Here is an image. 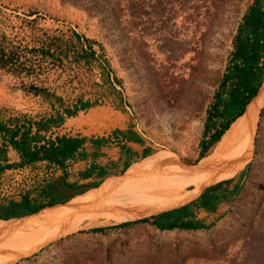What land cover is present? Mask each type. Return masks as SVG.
<instances>
[{"label":"rangeland","instance_id":"374dc122","mask_svg":"<svg viewBox=\"0 0 264 264\" xmlns=\"http://www.w3.org/2000/svg\"><path fill=\"white\" fill-rule=\"evenodd\" d=\"M251 1L0 0V46L15 45L19 60L32 63L29 72L20 73L0 66V119L22 114L38 118L87 100L90 107L79 111L80 118H73L69 127L61 125V133L97 136L99 125H89L87 118L111 107L153 145L152 154L129 164L140 166L132 178L123 177L128 166L102 178L96 188L109 179L105 190L91 188L34 215L5 219L13 228L26 218L75 213L82 224L4 264H264V102L246 160L202 186L226 178L237 182L228 206L209 227L160 229L149 218L89 230L174 207L199 190L194 180L173 175L170 165H194L201 158L207 108L228 62L237 23ZM50 38V51L61 49L64 56H50L44 47L41 52V42ZM29 81L36 90L27 86ZM85 147L91 151L90 143ZM5 155L7 161L17 159L10 147ZM85 163L68 165L67 177L74 178ZM50 167L34 162L3 169L0 203L26 191L32 197L33 184L61 173ZM167 172L172 175L165 179ZM150 184L167 190L168 200L158 210L145 211L141 206ZM0 248L3 260L8 248Z\"/></svg>","mask_w":264,"mask_h":264},{"label":"trees","instance_id":"16d2710c","mask_svg":"<svg viewBox=\"0 0 264 264\" xmlns=\"http://www.w3.org/2000/svg\"><path fill=\"white\" fill-rule=\"evenodd\" d=\"M73 34L76 36V33L73 32ZM41 43L39 47L41 52L44 47V51L49 53L50 56L60 58L59 54L65 55L61 49L57 50L56 53L50 51V48H52L51 38ZM15 47L11 43L5 49L0 46V66H7V68L16 70L19 73L21 70L29 72L32 63L23 64L19 60L17 52L13 50ZM89 47L90 45H88ZM263 74L264 2L262 0H252L245 7L237 23L228 62L213 92L210 106L207 108L202 137L199 141L201 150L198 157H204L205 150L209 146L212 147L216 142L215 147L230 124L244 113L247 104L251 101L249 99L255 94L258 86L262 84L260 82ZM27 86L36 90V85L31 81L27 83ZM90 105L91 103L87 100H79L70 106L63 105L61 110H55L54 113L41 115L38 118H30L22 114L21 117L14 115L8 116L6 119H0V173L5 168L21 167L43 161L50 165L51 169L61 170V173L43 176L39 183L37 181L33 184L34 195L32 197H29L26 191L21 193L18 199L8 198L4 203H0V222L7 218L33 215L43 207L64 202L70 197L72 199L88 189L96 188L106 175L122 172L129 166V161L126 159L121 162V166L118 168V159L108 160L104 164L95 161V156L102 153L98 150V146L103 139L102 136L86 137L85 135H65L63 133L51 136L44 134V132L52 133V129L61 124L65 117L74 115L78 110L90 107ZM113 132L119 133L125 139H139L131 127L124 130L116 128ZM84 142L91 144V151H86ZM7 147L16 152V160L7 161L5 155ZM87 156H90V161L76 170L74 178L69 179L67 177L68 161L86 160ZM229 180V178H226L205 185L188 203L196 207H202L205 210L213 209L219 198L224 195L216 192V189ZM186 205L161 210L137 219L92 227L89 230L113 228L137 221H146L149 218L150 222L160 229L173 227L195 228L194 224L182 219L184 216H193L192 211L186 212L184 208ZM47 209L49 208L47 207ZM4 225L7 224L0 223V227Z\"/></svg>","mask_w":264,"mask_h":264},{"label":"bare ground","instance_id":"6f19581e","mask_svg":"<svg viewBox=\"0 0 264 264\" xmlns=\"http://www.w3.org/2000/svg\"><path fill=\"white\" fill-rule=\"evenodd\" d=\"M263 102L264 78L259 88L258 95L254 96V98H252L251 101L247 104L244 113L230 124L215 147L213 146V150L208 155L202 157L194 165H170V169H173L174 171L173 175H175L181 181L185 179L194 180V182L199 185L200 189L204 184L217 180L220 176H226L234 169H236L243 161L246 160L250 152L254 124L256 121L258 110ZM250 103L251 105L248 108V105ZM223 167H226V169L224 170ZM139 170V165H130L124 173V179L126 178V180H128L129 178H132ZM171 173H164L165 179L170 177L172 175ZM154 180L156 181L155 178ZM108 182L109 179L105 180L96 189L101 191L105 190L106 188H108ZM147 190L146 193L148 196V200L146 203L142 204L141 207H143L145 211H154L160 209L157 206H159L161 202L164 203V199H167V190L160 192L158 189V185L152 184H150ZM164 207L165 205H163V208ZM44 209L47 208H43L41 210ZM75 216V213H72L68 217L59 219H42L38 221L26 218L24 222L18 224L17 226H13V228L8 227L9 224L0 227V246H6L8 248V250L6 249L7 251L5 253L4 259L0 260V264H4L6 259H8L9 257L14 258L16 256L20 257L22 255H25L22 253L33 250L50 238L77 229L81 226L82 222L79 218H75Z\"/></svg>","mask_w":264,"mask_h":264},{"label":"crops","instance_id":"0c3cea01","mask_svg":"<svg viewBox=\"0 0 264 264\" xmlns=\"http://www.w3.org/2000/svg\"><path fill=\"white\" fill-rule=\"evenodd\" d=\"M90 112V109H88ZM79 111L76 112V114L65 117L63 122L53 128L51 136L54 134H62L61 131H59V128L61 125H67L69 127L70 123L73 118L77 120L79 119ZM89 114V113H88ZM87 114V115H88ZM87 122L89 125L92 124H98L100 127V132L98 133V137L102 136V141L98 146V150L101 151L102 153L98 154L95 156V161H99L103 157H107L106 162L101 161V164L107 163L108 160H116L118 159V163H121L123 160H128L129 164L149 156L153 152V145L149 143L145 135L137 128L132 127L130 124L127 123L126 118L121 115L119 110L113 109V108H106L103 110L99 111V114L96 116H91L89 114L87 118ZM131 127L134 131L136 136L139 137L138 140H132V139H125L123 138L119 133L113 132L114 129H127ZM55 130V131H54ZM65 135H71L70 133H63ZM87 142H84L86 144ZM130 149V151H128ZM92 150V147H91ZM90 156H87L86 160H69L68 165H73V168H76L75 165L79 164L81 162H86L87 164L90 161ZM104 159V160H105ZM45 163V161H43ZM47 164V163H46ZM67 165V166H68ZM121 166V164H120ZM83 167V166H82ZM79 167V168H82ZM110 175V174H109ZM82 181V180H81ZM236 181L231 179L228 182H224L221 184L220 187L216 189V192H220L222 195L219 200L216 202L215 206L211 210H205L202 207H196L193 204H189L188 202L193 199L199 191L203 188H200L191 198L185 200L184 202L176 205L180 206L183 204H187L184 208L186 212L192 211L193 216H184L182 219L183 220H188L192 224H194L196 227L195 228H189V229H204L209 227L213 221L220 216L225 208L228 206L230 199L232 198V193L234 191V187L236 186ZM227 191V192H226ZM231 193V194H230ZM174 206V207H176ZM172 208V207H171ZM169 209V208H168ZM19 217V216H18Z\"/></svg>","mask_w":264,"mask_h":264},{"label":"water","instance_id":"95a60500","mask_svg":"<svg viewBox=\"0 0 264 264\" xmlns=\"http://www.w3.org/2000/svg\"><path fill=\"white\" fill-rule=\"evenodd\" d=\"M263 78H264V77H262V80H261L260 84L263 82ZM259 87H260V85L258 86V88H257V90H256V92H255V94H254L252 97L258 95ZM252 97H251V98H252ZM251 98L249 99V101L251 100ZM249 101H248V102H249ZM248 102H247V103H248ZM247 103H246V104H247ZM246 104L244 105V107L246 106ZM243 111H244V110H243ZM243 111H242V112H243ZM242 112H241V113H242ZM241 113H240V114H241ZM240 114H239V115H240ZM237 116H238V115H237Z\"/></svg>","mask_w":264,"mask_h":264}]
</instances>
